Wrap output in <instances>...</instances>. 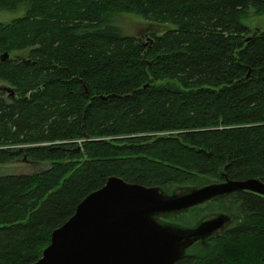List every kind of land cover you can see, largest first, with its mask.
I'll return each instance as SVG.
<instances>
[{"label":"trees","instance_id":"1","mask_svg":"<svg viewBox=\"0 0 264 264\" xmlns=\"http://www.w3.org/2000/svg\"><path fill=\"white\" fill-rule=\"evenodd\" d=\"M250 11L264 0H0L21 13L0 22L13 89L0 93V264L38 261L111 177L168 194L223 173L264 182V31L242 24ZM121 13L169 28L143 45ZM216 200L232 227L177 264H264V196Z\"/></svg>","mask_w":264,"mask_h":264},{"label":"water","instance_id":"2","mask_svg":"<svg viewBox=\"0 0 264 264\" xmlns=\"http://www.w3.org/2000/svg\"><path fill=\"white\" fill-rule=\"evenodd\" d=\"M8 59V53L1 57ZM222 175L223 182L180 194L111 177L53 231L42 257L32 264H177L199 244L205 246L227 230L232 217L220 213L190 228L164 223L162 218L188 213L237 192L264 196L262 180L239 181Z\"/></svg>","mask_w":264,"mask_h":264},{"label":"rangeland","instance_id":"3","mask_svg":"<svg viewBox=\"0 0 264 264\" xmlns=\"http://www.w3.org/2000/svg\"><path fill=\"white\" fill-rule=\"evenodd\" d=\"M19 16H21L20 12H16V13L0 12V22H7ZM114 21L122 28L124 34L137 38L139 43L143 45H148L150 43V40L153 39L152 38L153 36L150 35V32L151 33L155 32L156 34H158V32L160 33L161 31H165L169 28L168 26L159 27L156 25H150L149 22H147L146 20L135 14H123V13L117 14L116 17L114 18ZM241 22L244 26L250 28L253 31V33L264 31V14L256 15L252 11H250L248 15H244L242 17ZM18 54H22L25 60H29L25 52L16 53L14 55L12 54V56L15 57ZM12 91L13 89L9 84L0 81V93H4L8 96V94L12 93ZM14 166L16 168L13 169V171L21 172V173L38 172L46 167L44 165H37L33 163H22V162L14 163L13 167ZM6 171L10 172L8 170ZM209 182H210L209 184L217 183L215 180H209ZM194 187L197 186L191 183L180 188H174L175 189L174 192L178 194L185 193L190 191ZM224 204L225 202H221L219 200H213L210 203H207L201 207L189 211L188 213L187 212L182 214L180 213L174 215L173 218L170 219L165 217L162 218L161 221L164 223L169 222V224L172 225H178V226L183 225L186 228H190L195 224H197L202 219H212L220 213L226 214L227 212H225L224 210ZM181 221H185V223ZM232 225L229 226V228H231ZM200 245L201 244H199L198 246Z\"/></svg>","mask_w":264,"mask_h":264}]
</instances>
